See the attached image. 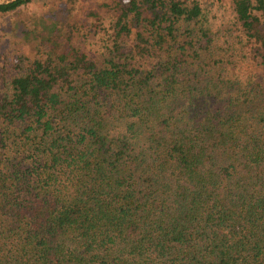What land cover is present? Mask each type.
Instances as JSON below:
<instances>
[{"label": "trees", "instance_id": "1", "mask_svg": "<svg viewBox=\"0 0 264 264\" xmlns=\"http://www.w3.org/2000/svg\"><path fill=\"white\" fill-rule=\"evenodd\" d=\"M109 8L0 61V264H264V0Z\"/></svg>", "mask_w": 264, "mask_h": 264}, {"label": "rangeland", "instance_id": "2", "mask_svg": "<svg viewBox=\"0 0 264 264\" xmlns=\"http://www.w3.org/2000/svg\"><path fill=\"white\" fill-rule=\"evenodd\" d=\"M7 1L10 0H0V3ZM116 1L80 0L75 4L61 1H43L30 5L17 13L0 16V61L4 60V56L12 54L15 50L13 45L18 42V39H21V42L25 44L24 47L27 51L31 43L35 41V36H27L35 26L34 23H37L38 30H47L53 24L54 14L64 10H69L73 13L72 21L78 22V28L82 31V35H89L91 37L90 43H87V47L97 49L95 41L98 37L94 36L97 35L96 26H100V23L107 24V17L110 11L109 7ZM210 5L216 18L222 19L226 17L225 19H229L231 17V0H210ZM93 13L101 14L105 19L99 20L98 17L93 16ZM49 17L52 18L50 19Z\"/></svg>", "mask_w": 264, "mask_h": 264}]
</instances>
